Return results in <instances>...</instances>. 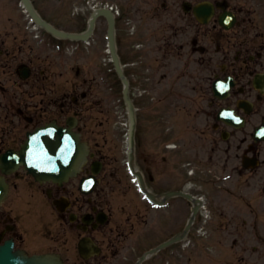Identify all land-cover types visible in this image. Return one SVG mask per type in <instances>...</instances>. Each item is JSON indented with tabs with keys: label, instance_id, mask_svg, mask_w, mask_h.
Segmentation results:
<instances>
[{
	"label": "rangeland",
	"instance_id": "374dc122",
	"mask_svg": "<svg viewBox=\"0 0 264 264\" xmlns=\"http://www.w3.org/2000/svg\"><path fill=\"white\" fill-rule=\"evenodd\" d=\"M33 1L40 13L61 29L76 30L78 23L89 16L87 10L85 13L80 11L87 0ZM96 1L115 4L123 11L116 27V41L120 58L128 64L130 92L137 109L139 144L151 153L157 150L166 160L169 151L163 146L169 141L179 146L176 156L171 158L176 165L180 160L178 168L172 172L177 182L185 178L183 169L179 168L183 161H189L188 169L193 170L197 186L202 177L231 176L236 179L231 165L224 169V159H209L213 139L211 124L214 121L209 107L213 101L210 99L211 82L223 63V54L218 53V46L226 49L227 53L243 42L264 41L262 0H227L236 11L244 9L238 17L249 19L251 23L245 30L241 28L242 23L228 33L211 34L205 40L208 48L205 60L201 59L200 53H193L190 49L191 38L198 25L190 14H184L181 10L184 1L195 4L203 0ZM162 3H165L163 7ZM37 33L41 39L35 40ZM37 33L31 31V24L22 13L18 0H0V49H11L13 43L16 48L22 49L19 57L9 62L28 60L32 61L34 67L38 64L54 65L52 70L55 69V74L61 72L56 81L64 83V118L71 114L80 117V127L85 137L92 145L99 143L101 146L100 155L105 158L107 172L115 166L119 167V161L125 157L124 124L127 115L122 84L115 72L110 70L112 65L108 62L105 22L99 19L91 44L87 48L81 45L77 50L75 43L58 44L47 33ZM138 45L144 47L136 50ZM83 93H86L85 97H81ZM72 97L79 100L76 106ZM148 159V163H151V159ZM139 166L143 169L141 164ZM150 169L156 174V167ZM172 169V166L164 168L166 177ZM255 189L256 199L262 197L264 205V190L259 185V179L256 180ZM259 189L262 190L258 192ZM161 226L160 240L167 232L164 222ZM65 255L72 258V254ZM207 255L213 259L207 258ZM155 261H159V264H217L216 248L207 252L199 243L185 249H168Z\"/></svg>",
	"mask_w": 264,
	"mask_h": 264
},
{
	"label": "flooded vegetation",
	"instance_id": "af4514ba",
	"mask_svg": "<svg viewBox=\"0 0 264 264\" xmlns=\"http://www.w3.org/2000/svg\"><path fill=\"white\" fill-rule=\"evenodd\" d=\"M201 37H206V32H201ZM199 35L195 43L198 42ZM222 72L226 76H231L236 84V88L232 90L229 99H233V103L237 109V114L244 117L246 127L252 126L256 121L264 119V95H260L254 87V77L257 71H264V49H253L249 50L247 48H239L235 52V63L231 65H223L221 68ZM11 73L7 74L10 75ZM12 75V74H11ZM225 77V76H223ZM6 80L17 83L16 80L4 79L0 82V89L3 91L4 99H0V123L2 124V129H0V141H3L6 145L3 146L0 152L6 151L8 149L17 148L18 143H11L16 141V134L14 133V128L16 126L27 127L33 122L39 123L45 117V109L42 105L43 100L39 103H33L32 99V87L28 85L23 91H20V95L16 91H7L5 93L4 87H6ZM260 85V83H259ZM240 99L245 100V105L241 108L237 107V103ZM248 103V104H246ZM47 106V104H45ZM249 111V112H248ZM26 120L30 121L27 122ZM258 124V123H257ZM253 125V129L256 125ZM12 127V128H11ZM216 127V126H215ZM236 131H232L230 134L222 133L221 136L229 135V137H235ZM249 132L245 131L241 141L234 145H229L226 148V152L229 153L231 148H234L235 153L241 149V144L246 142V136ZM247 149H243V152L251 151L253 154L260 156L261 151L256 147L247 145ZM7 184L6 196L4 200L0 203V245L5 241H12L14 250L20 249L24 250L29 254L36 252H57L52 246H46L45 248L38 246L32 242V233H39L41 238L45 240L48 238V229L46 225L53 227V224L44 223V217L47 211L50 209V204L44 201V194L47 196L52 193V189L48 186L37 184L35 188H32V180L24 174H19L18 172L9 175H4L0 171V180ZM65 193V189L56 188V193ZM74 191L67 189V194ZM40 197V201L37 199ZM104 211L103 205L98 204L97 200L86 199L82 202L78 196L73 197L70 212L73 213L74 219L76 220L74 225L75 236L79 237L81 234V229L87 230V233L96 239L99 246H104L108 251H112L114 248L120 250L121 245L125 243L129 237L133 236L134 223H124L122 220L112 221L111 208L107 211L108 225L106 230H104L105 238L97 239V233L100 230V226L97 228H92L96 225V220L90 216L92 220L91 226H84L81 223V218L84 215H94L96 216L98 212ZM35 213L39 216L36 223L30 218V215ZM120 217H122L120 215ZM129 218L126 219L128 222ZM46 224V225H45ZM55 225V224H54ZM131 225V226H130ZM41 226L40 229H37ZM52 240L58 241L57 237L59 233L52 235ZM141 247L138 245L137 241L131 246V254H136ZM79 257V256H78ZM76 264V263H75Z\"/></svg>",
	"mask_w": 264,
	"mask_h": 264
},
{
	"label": "water",
	"instance_id": "95a60500",
	"mask_svg": "<svg viewBox=\"0 0 264 264\" xmlns=\"http://www.w3.org/2000/svg\"><path fill=\"white\" fill-rule=\"evenodd\" d=\"M27 8V10L30 12V14L32 15V17L34 18V20L42 25L43 27H45L48 31H50L51 33H53L56 36L59 37H68V38H80L78 36L75 35H68L62 32H59L55 29H53L50 25L46 24L45 22H43L33 11L30 3L28 0H22ZM197 16L202 15V13L198 12L196 13ZM92 28V23L90 25V30ZM89 30V32H90ZM88 32V33H89ZM110 44H111V50H112V54L113 57L115 59V63H116V67L118 69V72L121 74L119 66H118V60L115 56V52H114V46L112 43V36L110 37ZM222 87V85L220 83H216L213 86V90L215 93H218L221 90L226 91L227 89H220ZM129 104V109H130V115H131V120H132V126H131V134L133 131V109L130 103ZM52 132L51 137H49V139L47 140L46 143L43 144L44 150L46 151V153L51 154L53 156L50 157H45V156H39L36 159V163L38 165H42L43 169H46L48 166H53V173L54 175L57 174V172H67V171H71L73 170V168H69L70 166L74 165L75 163L78 162V160L75 158L74 160L68 162L69 158L71 157L72 154H74L75 156H79V158L83 157L84 154V150L82 147V145H79L78 142V146L75 142V137L73 136L72 133H70V130L68 129H58V128H52V130H49ZM78 139V138H77ZM33 141L36 143V139H33ZM37 147H39V144L37 143ZM58 153V154H55ZM55 154V156H54ZM40 170V171H45V170H41L39 168H37V165H33L32 166V170ZM0 264H53L52 260H47L46 258H42V257H33V258H22L20 257L18 254L17 255H13L10 253V249L9 248H2L1 252H0Z\"/></svg>",
	"mask_w": 264,
	"mask_h": 264
}]
</instances>
